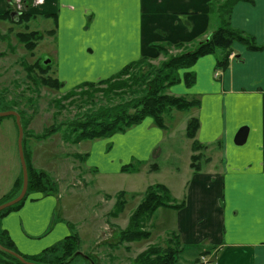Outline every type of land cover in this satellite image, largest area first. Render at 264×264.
Instances as JSON below:
<instances>
[{
    "label": "crops",
    "instance_id": "obj_1",
    "mask_svg": "<svg viewBox=\"0 0 264 264\" xmlns=\"http://www.w3.org/2000/svg\"><path fill=\"white\" fill-rule=\"evenodd\" d=\"M27 1L22 0L24 11L32 17L52 16L55 21L62 20L69 26H63L62 37L60 31L58 33V43L62 44L67 41L65 35L71 34L73 23L84 18L85 14L98 22L108 18L124 20L117 30L118 35L126 36L128 41L134 40L135 44L131 54L113 66L117 71L142 56H155L156 49L152 44L165 42L185 46L206 38L211 32L208 27L211 15L215 14L212 3L216 0ZM252 1H238L233 5L230 25L253 36L262 49L250 51L244 45L234 43V56L229 57L224 70L216 67L218 56H201L189 70L194 73L193 84L186 86L182 81L179 87L169 91L199 100L198 107L194 109V116L200 123L195 138L206 148L205 166L193 172L189 166L192 154L190 140L189 171L185 173L184 194L180 198L184 206L167 209L173 211L174 233L179 243L206 242V248L200 254H207L209 246L214 253L224 249L216 264H264V0ZM8 7L9 0H0V14ZM130 20L138 21V28H134L131 22H125ZM55 34L56 30L51 36ZM63 48L66 49V45ZM112 75L113 71L102 76L108 78ZM140 123L124 135L133 138L127 140L131 146L123 145L127 152L120 153L122 135L101 139L90 145L85 167L93 168L88 158L95 154L106 157V163L111 164L109 169L100 170L104 175L120 173L126 161L147 160L155 149L154 145L161 142H158L159 138L165 137L160 128L155 131L153 121ZM243 126L248 128L247 139L244 144L236 145L234 136ZM151 131L155 132L157 139L154 144L150 139L148 142L151 143L145 144V137L148 138ZM243 145L245 147L236 148ZM78 179L80 181L77 175L71 178L60 172L56 180L57 191L73 194L74 187L86 188ZM8 192L2 193L0 199ZM169 192L177 201V196L170 189ZM83 194L87 196L88 192ZM109 202L113 205L112 196ZM61 208L63 210L65 204L54 196L38 193V196L25 198L17 207L1 215L0 227L7 232L17 251L34 256L71 234L69 220H54L55 212ZM155 213L151 216V228L161 225L153 219ZM160 215L166 218L167 214L161 212ZM93 223L90 220L82 222L76 233L79 236L81 232L91 235Z\"/></svg>",
    "mask_w": 264,
    "mask_h": 264
},
{
    "label": "rangeland",
    "instance_id": "obj_2",
    "mask_svg": "<svg viewBox=\"0 0 264 264\" xmlns=\"http://www.w3.org/2000/svg\"><path fill=\"white\" fill-rule=\"evenodd\" d=\"M224 1L216 0L212 3L215 14L211 15L209 31H213L219 26L221 21L219 11ZM19 2L12 5V10L15 11V16L11 17L13 21H17L21 14L27 13L26 10L24 11V2L28 1L19 0ZM221 11L223 10L221 9ZM32 16L30 14L29 20L19 23L0 19V95L9 110L19 114L20 123L23 126V154L26 164L30 165L32 170L47 172L56 187L58 184L56 180L60 172L71 178L77 175L80 177V181L79 179L78 181L87 186L86 188L74 187L75 193L73 194L69 191L62 192V190L51 194L63 205L65 204L63 210L61 208L55 212L54 220L55 222L61 218H65L67 222L69 220L71 234L78 232L77 227L82 222L88 220L91 223L94 222V231L91 235L82 232L80 236L78 235L80 253L88 255L89 258L85 256L73 257L66 264H133L137 254L151 246L161 252L170 248L178 251L174 264H201L197 258H200V252L206 248V242L179 243L177 235L174 233L176 224L173 211L167 208H160L156 213L154 212L153 219L161 225L151 228L150 218L143 226L144 230L151 232L149 238L130 243L119 241V231L127 224L130 213L135 209L149 185L161 183L177 196V203L182 201L180 200L184 194L182 184L185 182V173L189 168L190 139L185 136V127L187 120L194 116L195 108L182 111L172 109L164 115L165 128H160V131L165 138L160 137L162 140L159 138L158 142H161L154 145L155 149L153 153L152 151L149 153L147 160L126 161L124 165L130 164L126 170L104 175L102 174L104 172L101 171L109 169L111 164L106 163V157L95 154L88 158L90 162L92 161L93 168L85 167V158L91 148L90 145L101 141V139H111L114 135H122L120 153L127 152L123 145L131 146L127 140L133 138L130 139L124 135L137 127L139 123L124 132L98 140H83L80 141V144L72 142L66 135V125L60 124L82 116L84 112L91 108L94 109L100 102H107V98L100 99L99 92H94L95 95H93L95 99L99 100L94 101L96 104L85 102V99H88L86 95L81 96L78 93L84 91L86 87H77L103 79L106 76L102 75L111 71L113 74L117 73L119 69L116 71V67L113 66L118 65L123 57L131 54L135 42L134 40L128 41L122 34L118 35L117 30H120L119 27L124 20L108 18L98 22L95 18L85 14L84 18L73 23L71 34L65 35L67 41H64L63 44L62 42L58 43L59 31L60 37H62L63 26L66 28L69 26L62 20L55 21L52 16ZM125 22H131L134 28L138 26L136 20ZM52 29L56 30L57 34L47 35V31ZM23 31H37L42 34V38L32 51L25 49L18 40L17 34ZM158 44L165 47L167 54L189 50L195 45L194 43L175 46L165 42ZM63 45H66V49L63 48ZM212 55L219 56L220 53L217 51ZM164 59V53L156 50V55L148 57L146 63L157 66ZM37 62L40 65H49L48 71L42 74L36 67L30 70L29 68H32L33 64ZM190 69V67L180 69V77L183 72ZM49 77L57 79L61 85L55 88L41 83V78ZM181 84L182 80L172 84L167 88V93ZM100 87L105 88L104 85ZM72 89H75L77 94L65 97ZM86 91L89 92V89ZM111 99L109 102L116 100L114 97ZM143 120L152 121V118L147 116ZM54 127L59 130L42 137ZM155 129V131H159L158 127ZM137 134L140 137L143 136V134ZM17 136L15 117H0V195L10 190L15 176H17L16 180L19 179L17 187L11 188L7 198L14 196L22 186ZM147 136L149 137H145V144L151 142L154 144L157 139L155 132L151 131ZM148 139L151 142H148ZM140 140L142 141V139ZM245 145L236 148H243ZM117 151L119 152V150ZM151 165L156 169L150 168ZM201 166H205L204 160L201 161ZM84 191L88 192L87 196L83 194ZM120 191L124 192L126 203L115 219L109 216V212L113 211L117 193ZM36 196L38 193L35 191H28L25 198ZM111 196L114 200L113 205L109 202ZM102 199L104 200L102 201ZM161 212L167 214L166 218L160 215ZM206 250L208 251L206 254L207 264H216L217 258L224 254V249H219L216 253L212 252V246ZM26 256L32 259L29 255Z\"/></svg>",
    "mask_w": 264,
    "mask_h": 264
},
{
    "label": "trees",
    "instance_id": "obj_3",
    "mask_svg": "<svg viewBox=\"0 0 264 264\" xmlns=\"http://www.w3.org/2000/svg\"><path fill=\"white\" fill-rule=\"evenodd\" d=\"M238 1L253 2L252 0H225L221 5L223 11H219L220 24L216 29H213L208 36L189 49L175 54H167L164 46L153 44L156 50L164 53L165 59L154 66L146 63L147 56L128 63L121 68L114 75L100 79L98 81L83 84L81 87H86L84 91L78 93L81 96L86 95L87 100L96 104L93 95L99 92L101 98H107V102L98 103L94 109H88L78 118H73L70 121L62 122L60 125H66L68 138L72 142L77 143L83 140H95L99 138L109 137L113 134L124 132L133 125L140 123L145 117L152 118L153 124L161 129L165 128L164 115L169 113L172 109L182 111L190 108H196L199 105V100L196 98L189 99L183 95H175L167 93V88L174 83L182 80L186 86H191L194 82V73L191 71L183 72L182 76L179 75V70L182 68L191 67L195 61L204 55L214 54L219 51L220 55L216 60L217 69L224 70L228 66V57L232 52V45L240 43L250 51L261 50L253 36L244 33L243 31L234 29L230 25V13L233 5ZM11 8L0 14V19L9 20L13 23L20 21H27L30 18L29 13L21 14L17 21L11 20ZM54 29L47 31V35H53ZM19 42H21L25 49L32 51L37 42L42 38V34L37 31H23L17 34ZM179 44L178 46H180ZM176 46V45H175ZM33 67L38 68L42 74L48 71L49 65H40L38 62L34 63ZM41 83L51 87L58 88L61 84L57 79L41 78ZM104 85L105 88L100 86ZM89 89V92L86 90ZM95 92V93H94ZM75 89L69 91L65 97L73 96ZM111 97L116 100L111 101ZM95 99V100H94ZM93 100V101H92ZM99 101V100H98ZM0 109L2 111L9 110L7 105L3 103L2 96L0 95ZM199 120L196 116H191L186 123L185 136L191 140L190 148L192 154L190 156L189 166L193 172L200 170L201 161H205L204 150L205 144L199 142L195 136L199 128ZM23 127V126H22ZM59 130L54 127L46 132L42 137H46L52 132ZM57 132V131H56ZM23 144V140H22ZM130 164L122 166V170H126ZM28 174L27 191H35L41 195H51L57 192V187L52 178L44 170H32V167L26 164ZM156 169L154 166H150ZM22 184V174H21ZM19 179L14 182L13 187H17ZM15 190V189H13ZM20 189L17 191L18 194ZM9 192L0 199V204L10 200L14 196H9ZM26 197L18 203L7 207L0 211L3 215L7 211L17 207ZM124 192L117 193V200L114 204L113 211L109 212L110 217H117L122 211L126 203ZM184 206V201L177 203L169 189L161 184L154 183L147 187L143 197L130 213L126 226L119 231L120 242H135L147 239L150 237V231L144 230L143 226L148 222L153 213L158 208H172L179 209ZM0 245L8 250L14 251L21 255L25 260L32 261L39 264H66L73 257L85 256L80 253V239L77 233L70 234L63 238L58 243L44 249L41 253L34 256H28L20 253L15 248L13 242L9 238L7 232L0 227ZM178 251L172 248L161 252L155 247H148L146 250L137 254L133 260V264H174L177 259ZM89 258V256H85ZM0 264H23L16 257L0 249Z\"/></svg>",
    "mask_w": 264,
    "mask_h": 264
},
{
    "label": "water",
    "instance_id": "obj_4",
    "mask_svg": "<svg viewBox=\"0 0 264 264\" xmlns=\"http://www.w3.org/2000/svg\"><path fill=\"white\" fill-rule=\"evenodd\" d=\"M4 116H14L15 117V122H16L17 130H18L17 148H18V155H19L21 172H22V186H21L19 193L14 198L0 204V211L21 201L26 194L27 184H28L27 167H26V162L24 159L23 148H22L23 128L20 123L19 114L13 110L0 111V117H4ZM247 133H248L247 127L243 126L239 128L234 136L233 142L236 145L244 144L247 139ZM0 249L7 251L8 253L16 257L23 264H39V263H33V262L25 260L18 253L5 249L1 245H0Z\"/></svg>",
    "mask_w": 264,
    "mask_h": 264
},
{
    "label": "built area",
    "instance_id": "obj_5",
    "mask_svg": "<svg viewBox=\"0 0 264 264\" xmlns=\"http://www.w3.org/2000/svg\"><path fill=\"white\" fill-rule=\"evenodd\" d=\"M16 2H19V0H15ZM38 1V0H37ZM203 264H206V262H203Z\"/></svg>",
    "mask_w": 264,
    "mask_h": 264
}]
</instances>
